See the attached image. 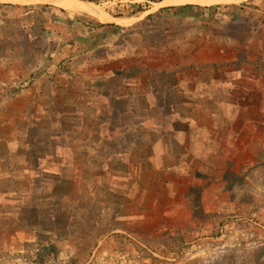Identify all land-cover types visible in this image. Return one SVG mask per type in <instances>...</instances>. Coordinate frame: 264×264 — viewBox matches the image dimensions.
Listing matches in <instances>:
<instances>
[{
	"label": "rangeland",
	"instance_id": "1",
	"mask_svg": "<svg viewBox=\"0 0 264 264\" xmlns=\"http://www.w3.org/2000/svg\"><path fill=\"white\" fill-rule=\"evenodd\" d=\"M18 1L0 2V264H264V0H72L127 23L91 86L55 53L67 19L106 23Z\"/></svg>",
	"mask_w": 264,
	"mask_h": 264
},
{
	"label": "crops",
	"instance_id": "2",
	"mask_svg": "<svg viewBox=\"0 0 264 264\" xmlns=\"http://www.w3.org/2000/svg\"><path fill=\"white\" fill-rule=\"evenodd\" d=\"M114 17V16H113ZM115 20L113 22H109L106 24H97L96 22H86L88 27H79L81 30L78 28L76 24H80L75 22V18L71 17L69 18L70 20L67 19L68 23L65 24V30L66 31H71L73 34V38L70 36L69 39H74L73 43H67L66 45H61L60 49L57 50L55 53V59L60 61L64 58H68V65L69 69L73 70L70 71L71 75L75 76V71H81V70H86L88 71V77L84 78V80H90L93 76L89 74V72L97 76V79H101L102 77L106 76L108 77H114V72L116 66L115 62L118 56L114 55L117 52L118 49V44H116V41L121 39L122 34L124 31L127 30V26H124L121 24L119 21L120 20H126L124 18H116L114 17ZM83 21V20H82ZM128 21V20H127ZM53 24H58V23H53ZM52 24V25H53ZM67 41V40H65ZM69 42V41H68ZM121 43V42H120ZM105 50L108 53H111L110 56L107 58H98L93 59L91 56L95 54L99 50ZM90 59L88 60V58ZM96 58V57H95ZM87 62V63H86ZM110 73V74H109ZM109 74V75H107ZM82 75H85L84 71ZM86 84V83H85ZM88 84L94 85L95 80L91 79ZM133 87V86H132ZM131 87V89H132ZM118 100V98H117ZM146 101V100H145ZM149 103V100L147 101ZM151 109L146 108L145 110ZM204 113L207 110H203ZM180 116L183 115V117H192V118H199L200 116H208V114H203V112L197 108L195 109H186L184 112L180 111L177 112ZM147 115V114H145ZM195 125H196V121ZM145 126V125H143ZM204 126L201 124L196 125V133L199 132L200 129H203ZM150 129V128H149ZM205 133V132H204ZM227 135V134H226ZM196 141V140H195ZM205 141H201L197 143V145L202 144L204 147ZM208 143V142H207ZM160 144L156 145V147H162L159 146ZM197 146L196 144H194ZM193 148L195 146L190 145ZM206 146V144H205ZM208 147V146H207Z\"/></svg>",
	"mask_w": 264,
	"mask_h": 264
},
{
	"label": "bare ground",
	"instance_id": "3",
	"mask_svg": "<svg viewBox=\"0 0 264 264\" xmlns=\"http://www.w3.org/2000/svg\"><path fill=\"white\" fill-rule=\"evenodd\" d=\"M5 1H11V0H0V2H5ZM31 1H35V0H19L18 2L30 3ZM41 1L49 2V3L55 4V5H59V6H62L64 8L70 9L72 11H78V10L84 11L86 13L93 15L102 23H109L113 20L112 16H110L104 12H100L97 9H91L84 4L80 5L79 3H75L72 0H41ZM169 2L172 3V0H170ZM123 24H127V23H123Z\"/></svg>",
	"mask_w": 264,
	"mask_h": 264
},
{
	"label": "built area",
	"instance_id": "4",
	"mask_svg": "<svg viewBox=\"0 0 264 264\" xmlns=\"http://www.w3.org/2000/svg\"><path fill=\"white\" fill-rule=\"evenodd\" d=\"M255 217H257V215H256V214H254V215H253V219H254Z\"/></svg>",
	"mask_w": 264,
	"mask_h": 264
},
{
	"label": "trees",
	"instance_id": "5",
	"mask_svg": "<svg viewBox=\"0 0 264 264\" xmlns=\"http://www.w3.org/2000/svg\"><path fill=\"white\" fill-rule=\"evenodd\" d=\"M91 1V0H90Z\"/></svg>",
	"mask_w": 264,
	"mask_h": 264
}]
</instances>
